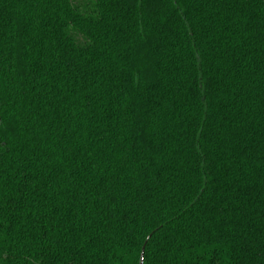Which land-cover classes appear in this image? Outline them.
Instances as JSON below:
<instances>
[{
	"label": "trees",
	"instance_id": "obj_1",
	"mask_svg": "<svg viewBox=\"0 0 264 264\" xmlns=\"http://www.w3.org/2000/svg\"><path fill=\"white\" fill-rule=\"evenodd\" d=\"M264 264V0H0V264Z\"/></svg>",
	"mask_w": 264,
	"mask_h": 264
},
{
	"label": "water",
	"instance_id": "obj_2",
	"mask_svg": "<svg viewBox=\"0 0 264 264\" xmlns=\"http://www.w3.org/2000/svg\"><path fill=\"white\" fill-rule=\"evenodd\" d=\"M142 263V255H141V258H140V264Z\"/></svg>",
	"mask_w": 264,
	"mask_h": 264
}]
</instances>
